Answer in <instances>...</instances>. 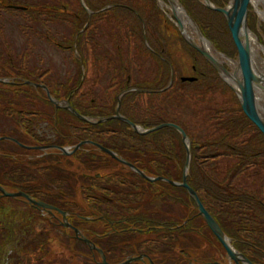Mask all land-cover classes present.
<instances>
[{
  "label": "trees",
  "instance_id": "16d2710c",
  "mask_svg": "<svg viewBox=\"0 0 264 264\" xmlns=\"http://www.w3.org/2000/svg\"><path fill=\"white\" fill-rule=\"evenodd\" d=\"M209 1L218 8L228 3V0ZM154 3L155 0H83L82 6L80 0H43L29 4L0 0L3 13L22 17L25 24L18 25L20 31L32 35L39 32L36 34L38 40L63 53L64 59L67 58L64 54L68 55L74 65V70H65V75L59 77L51 65L47 68L41 65L45 64L42 56L31 58V52L24 50L20 56L11 54V44L7 43V48L2 42L0 78L11 77L19 84L0 83V100L39 98L33 105H38L35 109L20 113L31 111L29 126L21 121L22 128L40 145L73 147L79 142L90 141L108 148L146 177L163 178L151 182L143 179L88 144L69 157L79 159V165L88 166L94 173L82 176L84 184L110 189L104 194L111 201L98 197L94 202L92 214L95 218H122L135 227L140 226L135 200H146L149 204L146 209L142 203L141 215L158 212L165 201L192 210L193 228L199 222L196 219L201 220L186 190L168 183L182 181L186 146L172 127L137 134L129 125L110 117L114 116L119 104V115L142 130L160 124L178 125L190 145L188 186L196 192L234 250L253 264H264V137L245 117L239 99L204 57L188 46L179 34L176 36L179 43L163 36L168 37L167 30L158 27L153 20ZM178 3L201 35L218 51L226 56L234 53L235 46L221 13L208 10L196 0H178ZM13 5L23 9H12ZM223 37L224 43L220 42ZM178 53H186L187 58H191L188 72L193 73L190 77L196 80H180L184 71ZM146 58L151 59L156 72L151 78L143 79L141 61ZM35 59L36 63L31 61ZM26 81L46 86L55 101H68L71 108L91 122H82L66 109L54 107L42 88L25 86L23 82ZM28 89L33 93H27ZM223 95L228 102L224 98L220 101ZM9 104L18 106L19 102ZM187 105L192 117L181 121L179 110ZM13 112L24 116L19 111ZM99 119L105 121L99 122ZM97 174L100 176L95 177ZM84 184L80 188H84ZM109 207L114 212L108 213ZM13 208L18 207H12L7 214L13 217L12 224H5L6 215L0 217V260L45 253L46 248H29L27 244L28 237H36L35 223L43 222L36 216L26 222V216L16 215L14 211L17 210ZM81 216L88 218L89 214ZM24 229L34 231L20 233ZM8 230L19 231L16 236L24 234L26 240L11 239ZM175 231L180 235L192 230L178 226ZM124 234L121 231L120 237Z\"/></svg>",
  "mask_w": 264,
  "mask_h": 264
},
{
  "label": "flooded vegetation",
  "instance_id": "af4514ba",
  "mask_svg": "<svg viewBox=\"0 0 264 264\" xmlns=\"http://www.w3.org/2000/svg\"><path fill=\"white\" fill-rule=\"evenodd\" d=\"M192 78H194V77H192ZM0 79L7 81L6 83H4V85L11 84V85L16 86L17 84H19V83H15L14 81H12L11 79H13V78H11V77L0 78ZM171 79H172V77H171ZM183 82H188V81H183ZM31 83H33V82H31ZM23 84L25 86H31L33 88H39L40 87V86L36 87V86L31 85V84L27 85L25 82H23ZM33 84H36V83H33ZM38 84H40V83H38ZM6 87H8V86H6ZM28 92L33 93V91L31 89L30 90L28 89L27 93ZM45 97H46V95H45ZM37 99H39V98L30 97V96L28 98L27 97H19V98H17V101L19 102L18 106H14V105L11 106V104H9V103H15L17 101L0 100V116L2 118H4L5 120H9L11 122V125H12L11 127L8 126V129H5L4 130L5 132H3L2 135H0V139L2 140V141H0V157H3V159L7 161L9 158H11L10 160H17V158L22 155V153H20V155H17L15 153H12V152L6 150L9 148L8 143L11 142L15 146H17L18 148L20 147L23 150L34 151L33 153H35V154L23 156V157L27 158L28 160L38 158L39 155L36 154L37 152H41L40 156L42 157L45 154L46 155H52V154L55 155L54 152L49 153V152H47V150H51V151L56 150L62 156L64 155V157H68L67 161L71 160V161H75V162H80L79 159L69 158L70 156H72L74 154L73 148L76 144L73 147L70 146L71 148H69V150H66L65 146L60 147V146H57L54 144H41L40 145L39 142L34 140V138L32 136H29L27 134V132L25 130H23L22 123L27 124V126H29L30 117H32L33 115L31 114V111H29L27 113H20V112H22V110L35 109L38 105H35L34 107H33V105L36 104ZM47 99L49 102H51L48 97H47ZM20 103H23V106H21ZM58 103L60 104L59 107L63 108L62 106L64 104V101L61 100ZM51 104H52V102H51ZM13 111H19L18 113L20 115H24V116H18V114H16V112H13ZM21 121H22V123H21ZM21 134L26 136L27 139L32 141L34 144H30V145L24 144L20 140V138L22 137ZM22 139H23V137H22ZM23 140H25V139H23ZM79 143H81V142H79ZM79 143H77V144H79ZM6 144H8V145H6ZM41 146L42 147L43 146H49V147L55 146V147L64 148L69 154H63L60 150L53 148V147L48 148V149H38V148H41ZM81 146L82 145H80L79 148ZM79 148H78V150H79ZM4 160H2V161H4ZM6 161H4L3 163H6ZM6 167L8 168L9 165L2 164L0 166V186L4 189V191H6L8 193H11V192L12 193H18V192L21 193L22 192L25 195H27L31 200L41 202L43 204L49 205V206L54 208V209H49V208L43 209V208L39 207L38 205L30 204L25 199V197H23V196L22 197L3 196L1 191H0V217H1V215H6L5 218H8V220L5 222L6 225H8L9 223L12 224V222H13V219H12L13 217L11 218V217H9V215H7L9 212L12 211V209H11L12 207H18V208H13V209L17 210V211H14V213L16 215H19V216H22V215L24 217L26 216V222H29L31 220V218L33 216H36V214H37V215H39L38 217L40 218V221L43 222V224H44L45 221H42L43 219L41 218V216L44 217V216L48 215L49 217L47 216V218H45L48 223H53L55 221H56V223L58 222V226L62 227L65 232L67 231V232H71L73 234L76 242L84 244V242L82 241L81 238H86L88 241H90L98 250H101L103 257H105L106 262L108 264H119V263H122L123 261H125L129 258L137 259V260H133L129 264H161L160 262H162V261L164 262V263L162 262V264H189V263L190 264H209V263L210 264H214V263L224 264L223 262H221V261L219 262L216 258L214 259L213 257H209V258L203 257V258H196V259L189 258V257H187V254H189V253L188 252L186 253L184 250L180 249V247L178 246V243H177L180 239L179 238L180 235H182V236L183 235L186 236L188 234L197 235V234H200V232L201 233L205 232L206 230L209 231V233H211L213 235V233L211 232V230H209L205 221L202 219V217L199 214H198V216L201 218V220L196 219L199 222H198V224H196V227H194V228L192 227V224H193L192 210L191 211L185 210L184 205H181V206L180 205H171V203L164 201L163 204H160L161 209L158 210V212L148 214V215H143V214L141 215L140 213L143 212L142 203H145L144 205H145L146 209H149V204H146L147 203L146 200H144V202L142 200L141 201L135 200L136 201L135 212L137 213L138 223L140 224L139 227H135L133 223L127 221L126 219H122V218L117 219L114 217H109V219H106V220H99V219H96L95 216L92 214L95 211V209H93V206L95 205L94 202L99 200L98 197L105 198L106 200L111 201V198H109V196L107 197L104 194V193H108L106 191L109 189V187H105L103 189H98V188L96 189V188L90 187L88 184H84V188H79L78 192L80 193V196L82 197V202L85 201V203H87L86 204L87 206L85 207L84 205L78 204L77 200L72 199V196L74 195V193H68V191L62 189V186H64L62 184H65V183H63L62 179L56 178L52 182H50V186L52 185L53 191H48L45 188V186H44V189L42 190V186L37 187L36 181H38L39 178H37L35 174L33 175V173H28L26 171V169H21V168H17V167L7 169ZM139 171H141V170H139ZM124 172H126V171H124ZM133 172L136 173L135 171H133ZM182 173H183V171H182ZM98 176H100V174L95 175V177H98ZM139 177H141V176H139ZM153 179H155V178H153ZM162 180H164V179H162ZM169 182H172V181H168V183ZM175 183H177V182H175ZM171 186H173V185H171ZM55 199L63 202L61 204L62 206L59 204L62 208L64 207L63 209L58 207L59 205L58 206L53 205L55 203L54 202ZM50 201L53 203H51ZM168 206L180 207L182 210L181 216L178 217V216L172 215L171 210L169 209ZM111 212H114V210L112 207H109L108 213H111ZM197 213H198V210H197ZM62 214H64L65 216H63ZM83 214H89V217L85 218V217L81 216ZM64 218L66 220H64ZM80 218L84 219L85 221H81ZM66 223L69 227L63 226ZM44 225H46V224H44ZM217 225L219 226L218 223H217ZM178 226H181V227L185 226V229L188 227V228H190V230L195 231L196 233L192 232V231H186V232H183L182 234L178 235V232L175 231V229ZM34 228H35V231L33 229L34 233L36 231H37L36 233H38V232H41L44 234L46 233L47 236L52 231L49 227H47V225L44 228H40V231L38 230V227H36L35 225H34ZM74 229L78 230L77 236L75 235V233L73 231ZM132 229H135L136 232L132 233V234L126 232V231L131 232ZM33 231H28L27 229H24L23 231H20V233H23V232L32 233ZM121 231L125 232V234H124V236L122 235L120 237ZM223 233H224V231H223ZM40 235L42 238H44L46 240V243L50 241V239H49L50 237H46V236L44 237L42 234H40ZM114 235H116L117 237H114ZM213 237L217 241V239L215 238L214 235H213ZM229 242H230V240H229ZM46 243L45 244L44 243L39 244V247L38 246L37 247L38 248H45V246H47ZM218 243H220V242L218 241ZM84 245H85V247L88 248V250L96 253L98 255V257H100L97 250H91L90 247H88L86 244H84ZM220 245H221V243H220ZM221 247H222V245H221ZM222 249H223V247H222ZM176 251L181 253L180 257L173 254V253H176ZM223 251H224V249H223ZM225 254H226V252H225ZM125 256H128V258L122 260L119 263L118 262L117 263L110 262V260L113 261L117 258H124ZM170 256H171L172 261H169V259H168ZM100 259H101V257H100ZM167 261H169V262H167ZM179 261H181V262H179ZM98 264H101V260Z\"/></svg>",
  "mask_w": 264,
  "mask_h": 264
},
{
  "label": "rangeland",
  "instance_id": "374dc122",
  "mask_svg": "<svg viewBox=\"0 0 264 264\" xmlns=\"http://www.w3.org/2000/svg\"><path fill=\"white\" fill-rule=\"evenodd\" d=\"M17 1L21 3L29 4V3H35V2L43 1V0H17ZM162 1L166 3L165 2L166 0H162ZM196 1L199 3H202V0H196ZM176 2L177 4H179L178 0H176ZM227 2L228 3L225 7L230 6L229 0ZM153 5H154V9H153L154 11H152L154 13V15L152 14V16H154L153 20L155 21V23L157 22L156 25L158 27L164 28L167 30L168 37L164 34L163 36L166 37V39L168 38L171 41L179 43L178 38L176 36L177 34L180 35V33L178 31V28L175 26L176 21L174 17H172V15L170 14L169 10L166 7L160 5L159 0H155V3ZM202 5L204 6L203 3ZM257 9L261 10L262 5H258ZM247 12L248 14L246 18V23H247L248 33H250L252 36L254 35V37L256 38L257 44H258L257 54L259 55L260 60L264 61V21H262L259 18V14L256 11V7L251 2H250V5L248 6ZM23 23L24 21H22V17H20L19 14L16 15L15 13L11 14L8 12L6 14V13H3V11L0 9V36H1L0 51L2 50V47H4V45L1 44L3 42L4 44H6L7 48H9V45L7 43L11 44V52H12L11 54L20 56L22 53V50H24V52L26 51L29 53L31 52L32 54L31 58H34V56L40 55L42 56V59L44 58V62H45V64L42 63L41 65L45 68L51 65V67L55 71V74L59 75V77H63L65 75L64 74L65 70H69V71L74 70V65L69 59L70 57H68V55L64 54L65 57L67 56V58L64 59L63 53H60V51L58 52L55 48H52L49 45L47 46L42 41L38 40L39 38H37L36 34L39 32H35L36 34L32 35L30 33L20 31V28L18 27V25L23 24ZM191 23L192 25H194V28L197 31V33L198 32L200 33L197 25H195L193 21H191ZM39 31H41V28H39ZM199 36H202L201 33ZM181 37L183 38V36ZM183 40L187 44L184 38ZM206 41L208 42L209 45H211L214 48V50L217 53L225 56L227 60L232 61V62L237 61L236 50H235L236 48L234 49V53H232L230 57L218 51L211 42H209L208 40ZM220 42L224 43L226 42V39L223 37L221 38ZM145 43H147L146 39H145ZM107 47H109V44L107 45ZM178 56L182 58L181 65L184 71L183 77L192 76L193 73L188 72L191 58H187L186 53L185 54L178 53ZM31 61L36 63L37 59H35L34 61L31 60ZM141 63H142V68H143L142 70L143 79L151 78L156 72L155 65L149 58L142 59ZM223 67H225L227 70H231V67H229L226 63L223 65ZM222 81L224 82V80ZM228 88L230 87L228 86ZM230 90L232 94H234L237 98V95L232 90V88H230ZM220 92L226 94L225 91L220 90ZM255 97L257 98L256 103H257V109H258L259 115L264 120V92H262L260 89H256ZM223 98L226 100V96L223 95L220 98V101H222L221 99ZM226 101L228 102V100ZM179 112H180L179 117L180 119H182L181 121H184V120L188 121V119L192 117L191 109L189 108L188 105L187 107L185 106V107L180 108ZM8 126L10 127L12 126L11 122L9 120H5L4 118L0 116V135H2L3 132H5L4 131L5 129H8ZM22 137L25 140H23ZM22 137L20 138V140L24 144H27V145L34 144L32 141L28 140L26 136L22 135ZM0 141L2 140L0 139ZM8 144H9V148L6 149L7 151H10L17 155H20V153H22V155L18 157L17 160H10L11 158H9L7 161L4 160L6 161V163H3L4 161L0 160L1 164L9 165L8 168L6 167L7 169L17 167L21 169H26L28 173H33V175L35 174L36 177L39 178L38 181H36L37 187L42 186V190L44 189V186H45V188L48 191H53L52 185L50 186V182H52L56 178L62 179L63 183H65V184H62L64 186L61 185L62 189L68 191V193H74V195L72 196V199L77 200L78 204L80 205H84L85 207L87 206L86 205L87 203H85V201L82 202V197L80 196L78 189L80 188V186L86 183L82 179V176L84 175L86 176V174L88 175L94 174L92 173V171H89L91 169H89L88 166L86 165L84 166L82 164L79 165L80 164L79 162H75L71 160L67 161L68 158L64 157V155L62 156L56 150H52V151L47 150V152L49 153L54 152L55 155L45 154L42 157L40 156L41 152H37L36 154L39 155L38 158L28 160L27 158L23 156L35 154L33 153L34 151L23 150L22 148L20 147L18 148L11 142H9ZM63 146H65L66 150H69V148H71L70 147L71 145H63ZM110 166L115 168V165L113 163H110ZM258 187H256L255 189H257ZM54 202L55 203L53 205H56V206H58L59 204L61 205L63 203L62 201L57 200V199H55ZM60 205L58 207L62 208L61 207L62 205L61 206ZM168 207L171 210L172 215H175L178 217L181 216L182 210L180 207L178 206H174V207L168 206ZM36 216L38 217L39 215L36 214ZM47 216L48 215L44 217L41 216V218L43 219L42 221H45L44 224H46L47 227H49L52 231L49 233L48 236L46 233L45 234L41 233V234L44 237L45 236L50 237L49 238L50 241L46 243V240L42 238L41 235H39L40 232L36 233L37 231L35 232L36 233L35 238H31V237L27 238L28 240L27 244L29 248H35L37 246L39 247V244L46 243L47 244V246H45L46 252L41 253V254L37 252L29 253L28 255H24L22 257H18L17 255H15L12 259H8L7 261L2 262L0 260V264H98L100 262L101 259L100 257H98L96 253L88 250V248L85 247L84 244L76 242L73 234L71 232H67V231L65 232L62 227L58 226V222L56 223L55 221L53 223H48L45 219L47 218ZM44 224L39 223L38 221L36 222L35 226L36 227L38 226V230L40 231V228H44L46 226ZM39 225H42V227H39ZM9 232H10L9 237L11 239H13L14 237L15 238L20 237L26 240V238L24 237V234H20L19 237L16 236L18 231H15V232L9 231ZM179 238L180 239L177 242L178 246L180 247V249L184 250L186 253L187 252L189 253L187 254V257L189 258L196 259V258H203V257H208V258L213 257L214 259L216 258L219 262L221 261L224 264H234L233 262L229 261V259H227L225 251H223L220 243H218V241L214 239L213 235L209 233V231L207 230L203 233L200 232V234H197V235L195 234H188L186 236L180 235ZM18 250L23 251V248H18ZM0 252H2L1 245H0ZM173 254H175L178 257H180L181 255V253H179L178 251H176V253H173ZM126 258H128V256H125L124 258H117L113 261L110 260V262L119 263ZM168 259L169 261H172L171 256Z\"/></svg>",
  "mask_w": 264,
  "mask_h": 264
},
{
  "label": "water",
  "instance_id": "95a60500",
  "mask_svg": "<svg viewBox=\"0 0 264 264\" xmlns=\"http://www.w3.org/2000/svg\"><path fill=\"white\" fill-rule=\"evenodd\" d=\"M167 2L171 3L172 1L167 0ZM229 2H230L229 7H219L218 8V7H215L212 3H210L209 0H202V3L204 4V6L208 10L211 9L212 11H215L217 13H221L225 19V23L228 26L229 34H231V39H232L233 45H235V48H236L237 68L240 72V77H241V81H236L235 85H236L237 89L233 88L226 80V77L228 75H230L229 71L225 67H223V65L219 64L216 61V59L214 57L210 56L205 50H203L200 47H197L193 42L187 40L185 38V36H183V33H182L183 28L178 21L176 22L175 26L178 28L180 35L183 36V38L187 42L188 46L192 47L202 57H204V59L207 61V63L210 65V67L214 68V70L216 71L218 76L220 78H222V80H224V82L230 88H232V90L236 93L237 98L239 99L240 108L243 111V114L245 115V117H247L248 120H250L253 123V125L256 127V129H258V131H260L264 137V120L259 115V112L257 109V103H256L257 98L255 97L256 89H260L262 92H264V87H262L260 77L256 76V74L253 71V67L251 66L250 47H249V44L247 42L248 29H247L246 18H247V14H248V12H247L248 6L250 5L251 1L250 0H229ZM80 3L82 6H84L83 0H80ZM13 7L21 9V7H18V6H13ZM86 12L89 13V11L87 9H86ZM198 35H200V33ZM170 80H171V78H170ZM180 80L190 82V81H194L196 79L192 78V77H190V78L189 77H181ZM263 80H262V82H263ZM171 81L169 82V84L171 83ZM0 82H4V81L0 80ZM26 83L31 84L28 81ZM31 85L36 86V87H38V86L42 87V89L45 91L46 97L49 98V100L52 102L54 107L60 108L59 107L60 104L58 102H56L54 99H52V96L49 95L48 89L45 86L39 85V84L38 85L31 84ZM62 107H64L66 110H68L71 114H73L75 117H77L80 121L91 122V120L89 118L84 117V116L83 117L80 116L73 108H71L68 105L67 101H64V104ZM118 109H119V104L115 109L114 116H112L110 118L118 119V120L122 121L123 123H125L126 125H129L130 128L137 134L138 133L139 134H146V133H149L150 131L158 130V129L163 128V127H169V128L172 127L173 129H175L178 132V134L181 135L182 142L186 146V152H185L186 158H185V162L183 164L184 167H183V173H182L183 178H182L181 183H175V182H169V183L171 185H176V186H179V187L186 190L190 199L193 200L195 207L198 210V214L205 221L206 225L208 226L209 230H211V232L213 233V235L215 236L217 241H219L221 243L224 251L226 252L227 259H229V261L231 260L232 262H234V264H253L242 253L240 254L239 252L235 251L232 248L229 240L226 238L223 231L217 225L215 219H213L211 217V215L209 214L207 209H204V207H203L202 203L200 202V199L198 198L196 192H194V190L188 186L187 180H186L187 179L186 175H187V172L189 169V162H190V157H191L190 145L188 143L187 135L184 133L182 128H180L176 124L170 123V124H160L159 126L150 128L149 130H142L141 127L134 125L128 119L124 118L122 115H119ZM105 119H99V122L105 121ZM83 144L91 145L94 148L98 149L99 151L109 155V157L111 159H113L117 162H120L121 164H123L127 168L135 171L143 179H146L150 182L154 181V180H162L163 179V178H155V179L147 178L141 171L136 169L131 163H128L124 159L117 157L111 150H109L108 148H103L102 146H100L97 143H92L90 141H84V142H81V143L75 145L73 150L74 151L77 150L79 148V146L83 145ZM52 147L60 150L63 154H69L64 148L55 147V146H52ZM52 147H49V146H43L42 147L41 146V148H38V149H48V148H52ZM0 191H1L3 196H8V197H11V196L22 197L23 196V197H25V199L30 204L38 205L39 207H41L43 209L44 208L54 209L53 207H51L49 205L31 200L27 195H25L22 192L21 193L20 192L8 193V192L4 191V189L1 186H0ZM62 215L65 216L64 214H62ZM64 220H66V219L64 218ZM63 226L69 227L67 225V223L64 224ZM73 231H74L75 235L77 236L78 230L74 229ZM81 239L84 242V244H86L88 247H90L91 250H97V252L99 253V255L101 257V264H108L106 262L105 257H103L101 250H98L86 238H81ZM133 260H137V259L129 258V259H127V260H125L119 264H129ZM214 264H217V263H214Z\"/></svg>",
  "mask_w": 264,
  "mask_h": 264
},
{
  "label": "bare ground",
  "instance_id": "6f19581e",
  "mask_svg": "<svg viewBox=\"0 0 264 264\" xmlns=\"http://www.w3.org/2000/svg\"><path fill=\"white\" fill-rule=\"evenodd\" d=\"M171 1V3L167 1H165L166 3H164L162 0H159V3L160 5L166 7L169 10L170 14L172 15V17H174L176 22L178 21L181 24L183 28V36H185L187 40L193 42L197 47H200L205 50L210 56L214 57L219 64L224 65L226 63L229 67H231V70H228L230 75L226 77V80L233 88H236V81H241L240 72L237 68V61H229L225 56L217 53L214 48L209 45L208 42L202 36L198 35L189 17L185 15L182 8L179 6V4H177L176 0ZM250 1L256 7V11L259 14V18L264 21V0ZM258 5H262L261 10L257 9ZM247 42L250 47L251 66L253 67V71L256 76L260 77L262 87H264V61L260 60L259 55L257 54V40L254 35L252 36L250 33H247Z\"/></svg>",
  "mask_w": 264,
  "mask_h": 264
}]
</instances>
